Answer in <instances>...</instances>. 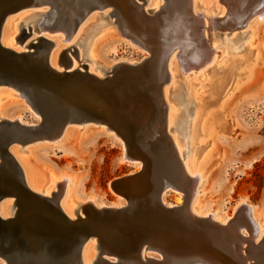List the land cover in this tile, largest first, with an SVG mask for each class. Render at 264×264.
<instances>
[{"label":"bare ground","instance_id":"1","mask_svg":"<svg viewBox=\"0 0 264 264\" xmlns=\"http://www.w3.org/2000/svg\"><path fill=\"white\" fill-rule=\"evenodd\" d=\"M12 1L20 3L21 8L8 13L4 17L0 28V46L16 53L34 51L33 57L35 59L43 58L45 51H47V64L54 72L62 73L64 71L63 69L66 71H86L97 81L95 85L101 89L106 84L107 86H112V83L122 78V76L125 79L130 78V80H133L132 76H129L131 73H120L118 70L120 67L123 68L126 65L128 66L125 67L126 70L130 71L131 66H134L137 61L124 59L106 64L101 59L100 43L111 34L108 32L109 28H107L106 22H109L115 27L116 31L114 35L125 38L129 37L132 44H136L138 48L146 50L151 56L153 55V59L151 58L153 61L150 60L151 62L147 60L148 53L144 55L142 61L146 60V64L143 66L146 70L140 74L138 82L135 83L136 87L133 90L136 92L138 87L142 94L138 95L139 98L140 96L141 98H150L149 100L151 101L149 103H152V106H150L152 112L149 110L148 113L153 114L149 118H141L144 122V129H140L136 125V131L141 130V134L138 136L134 131V136L132 137H136L135 139L141 137L144 139L161 138V146L163 148H159V151H165L167 153L166 149H168L172 163L180 168L181 177L176 182L179 186L178 189L182 190V184L187 176L192 180L195 179V181L196 179H198L197 181L202 179L199 166L213 155L215 139H222L234 131L233 123L228 118L225 106L226 100L220 96L225 88L230 86L234 81L233 87L230 86L231 89H237L251 78L252 70L258 61V57L256 49L252 45L251 33L247 30V24L253 17H256V19L263 17L264 0H245L240 6H236L235 4V15L238 20L234 18L236 22L231 21L230 24L221 21L222 19L220 20L223 16V8L219 6L218 0H143V3H138L137 0H109V4L113 3L114 7L109 4L100 6V3L96 2L97 0ZM221 1L226 4L230 2L226 0ZM232 2L234 3V1ZM87 5L91 7L89 10H87ZM81 13L83 16L79 18ZM78 18L80 20L76 27L73 28L74 20ZM95 19H99L100 21L92 26L88 33L83 36L85 29L93 24ZM101 25L105 28L101 29ZM125 25L130 27L133 31L132 34L127 32ZM196 25L200 26L199 31L197 30L198 28H195ZM31 29L33 32H39L40 35L35 34L36 36H34ZM26 31H29V33L23 38L21 33H27ZM56 32H59V34ZM30 33L32 37L29 41L25 42V39L31 36ZM168 35L171 37L169 44L164 47H161V45L157 47L158 49L154 47V51L152 50V46L143 45L140 41L142 39L146 42L162 41L166 40ZM192 36H197V39H201L200 41H202L200 43L203 48L193 47V58L198 60L197 62L195 60L192 62L191 58H189L190 56L183 57L184 54L177 52V49L185 52L189 48L187 46L183 48L182 45L188 43ZM42 39L49 42L50 45L48 46ZM72 49L73 51H71ZM189 49L190 51L192 50V48ZM71 56H75L78 63H74ZM140 64L142 65V63ZM205 64H208L205 73L208 75L207 84L209 91L205 98H199L200 95L197 94L195 89L200 85L192 80L189 72ZM161 68L163 69V73ZM76 78L82 79L81 77ZM104 78L107 79L101 80ZM13 95L23 100L22 104H20L22 105V109L29 110L37 118V121H25L22 118L21 112L15 114V116L7 115L5 112L7 109L3 108V106H0V121L16 120L25 125L42 124L41 128L45 130L44 135L47 134V136H50V138L36 140L22 147L11 145L8 149V152L22 171L26 186L34 193L46 197H55L60 210L69 220H77L79 218L82 223L81 226L87 228L89 232L87 239L91 238L93 240L90 243L89 249L82 253V264H91L92 259L97 254L106 253L116 256V254L108 253L109 251L112 252V248L110 249L105 243V241L111 242L107 232H105L108 224L104 221L99 222L93 219L87 221V217L89 215L92 216L94 210L98 212L104 208L119 209L123 200L121 196L125 197L127 201L126 196L128 194L131 196V191H134L135 188H138L143 183L152 185L151 182L154 180V177L150 173L149 175L145 174L144 176L142 175L143 177L140 181L138 180L139 182L134 180L126 185L130 188L122 189L123 187H121L117 191L120 195H116L117 203L111 208L105 207L104 204H101L94 198L89 197L83 199L79 195H72L74 181L70 176L59 175L47 168V166L41 169L39 173H36L32 164L29 163V157L36 152L37 148L35 146L38 145L36 144L37 142H49L47 145L60 149L65 139L71 134V130L73 128L84 130L87 126L84 124L104 126L103 131L109 132L112 138L116 137L121 140L123 149L120 161H126L129 164L136 165L140 169L144 164L141 158L138 157L141 153L139 155H133L129 152L131 147L125 141L127 138L121 135L118 124H111L108 120L96 123L86 121L79 124L67 123L60 132L56 133L61 120H58L56 117L52 120L49 117L50 119L46 118L43 123L40 116L30 106V103L25 101L18 92L0 86V101L7 96ZM130 95L132 94L130 93ZM168 98L171 104L168 103ZM132 99L135 100L133 95L131 96ZM23 103L26 107L23 106ZM173 105L177 107L176 110H173ZM137 108H133L136 110V113L135 111L131 113H133L136 121L141 123L142 121H139V117L143 115L142 110L144 109L140 107L141 112H139V107ZM170 129H175L178 134L175 136L173 133H170ZM147 165H149L148 162ZM60 189L61 193L59 196L58 190ZM127 192L128 194H126ZM178 194L182 195L181 193ZM165 195L164 191L160 194L159 204L164 205L162 196L164 198ZM181 202V199L177 198L175 203L178 205ZM133 203L135 204L134 201ZM12 206V200L10 198L1 200L0 217L4 219L13 217L14 209ZM144 207L146 208L147 206ZM170 207L169 205H164V209H158V213L155 210V214L152 211L147 212L146 216L148 217V221L155 220L156 222L154 223L133 221L134 225L137 226L145 224L151 233V235L146 236L147 238L135 239L137 240L136 246H133V248L137 251L138 262L136 264H189L192 259L197 257H203L202 260H206L204 262L207 264H217L216 261H218L220 253L218 254L219 249L216 243L220 233L224 235L223 237L226 236L227 238L234 237L235 234L238 235L240 242H243L238 247V251L242 255L245 254V257L243 256L245 258V264H255L253 262L255 258L251 257L253 254H250L249 242L255 238H261L263 241L264 228L256 210L246 205L244 201H240L236 205L235 215L239 213L242 215L243 212H246L248 219L245 222L254 229V233L249 234L250 236L248 237L237 232L239 227H247L246 224L245 226L242 224L237 225V217L235 219L234 217H230L223 222H219L214 220L212 218L213 214H209L207 211L202 214L197 212L193 215L189 211V205L188 209L186 208L187 215L181 212L177 215H172L170 213L171 211H167ZM128 212L131 211L129 210ZM207 220L208 222L210 220L215 221L218 224L219 230L215 228L213 230L196 228L198 226L197 223ZM203 227L207 228L208 225H204ZM248 229L249 227L246 228V230ZM153 232L161 234L156 236L162 241L161 245L154 243ZM181 235H188L194 244L201 243L200 245L196 244L198 245L196 246L198 250H193L194 246H191L192 251L190 249V251L188 249V251H183V248L189 243L188 238H180L181 240L178 238V242L171 240L175 238L173 236ZM180 244H183L181 245L182 249L180 248ZM145 246L159 251L166 260L164 262L160 260H149L143 252ZM253 247L258 255L262 254V251L264 253V241L260 245L255 243ZM225 255L227 258L223 262L225 264H234L232 255L228 253H225ZM259 256L260 258L257 259L258 264H264V254ZM0 260V264H6L3 259ZM111 262H103L102 264L116 263ZM79 264H81V260H79ZM92 264H95V262Z\"/></svg>","mask_w":264,"mask_h":264},{"label":"rangeland","instance_id":"2","mask_svg":"<svg viewBox=\"0 0 264 264\" xmlns=\"http://www.w3.org/2000/svg\"><path fill=\"white\" fill-rule=\"evenodd\" d=\"M137 1L138 3H143V0H137ZM226 1L227 2L230 1V2L226 4L223 3L221 0H218L219 6L223 8V16L222 18H220V20L222 19L221 21L230 24L231 21L236 22V20H238V18L235 15L236 14L234 9L235 4L236 6L237 5L240 6L245 2V0L244 1L226 0ZM232 1H234V3ZM99 19H95L94 23L91 24L89 27H87L88 29L87 28L85 29V31L83 32V36H85L88 33V31L92 26L96 25L100 21ZM106 23H107V28H109L108 32H110L111 34L108 35L105 38V40H103L100 43L101 59L106 64L124 59L137 61L135 63L136 66L135 65L131 66L130 71L126 70L125 67L128 66L125 65V67L123 68L120 67L118 72L120 73L129 72L131 73V75L129 76H132L133 80L134 81L137 80L138 82L140 74L142 73V71L146 70V68L143 67L146 64L145 63L146 60L142 61L144 55L148 53L147 60L149 62L153 61L151 60V58L153 59L152 57L153 55L151 56L149 52H147L146 50H143L142 48H138L136 44H132L131 39L129 37H127L128 38L127 39L125 37L114 35L116 31L115 27L109 22ZM104 28L105 27L103 26L101 27V29ZM125 28L127 32H129L130 34L133 33V31L130 29L129 26L125 25ZM195 28L196 29L198 28L197 30L199 31L200 26L196 25ZM247 30L251 33L252 45L256 49L258 61L253 67L251 78L246 83H243L237 89H231L230 86L233 87L235 82L234 81L230 86H227L225 88V90L221 93L220 96V97H224V99L226 100L225 106H226L228 118L233 123L234 131L232 134L230 133L227 136L223 137L222 139H215V143L213 146V151H214L213 155L199 166L202 177L200 181H197L198 179H196V181L195 179L192 180L187 176L184 183L182 184L183 191L178 188H176L175 190L169 189L167 191H164V193L166 194L164 198L162 196L164 205L171 206L170 207L171 210L174 209V207L176 208L174 209L175 210L174 213H171L172 211L171 212L169 211L172 215H177L179 212L187 215L186 213L187 206L185 204L186 201L185 198L187 197L188 198L187 205H189V211L193 215L196 214L197 212L202 214L205 213V211H207V213L213 214L212 218L214 220L219 222H223L225 219L230 217H234V219L237 217V221H236L237 225L242 224L243 226H245L246 224L245 221H247L248 219L246 212H243L242 215H240L241 213L235 215L236 205L240 201H244L246 205L256 210L260 222L264 228V15L262 18H258V19H256V17L251 18V20L247 24ZM26 32L29 33V31ZM31 32L34 36H36L35 34L40 35L39 32L37 33L36 31H34L35 32L34 33L32 29ZM56 33L59 34V32ZM32 34L30 37L25 39V42L30 40ZM170 39L171 37L168 35V38L166 40H162V41L156 40L154 41L155 43L152 41H147L148 42L147 43L143 39L140 41L143 45L152 46V50L154 51V47L157 48L161 45H162L161 47L168 45ZM200 40L201 39H197V36H192L188 43L182 45L183 48L187 46V48L188 47L192 48V50L190 51V49L188 48L189 50L186 49L187 52L186 51L182 52L181 49H177V52H179L180 54H184L183 57L190 56L189 58H191V61L193 62L195 60L193 58L194 48L195 47L199 49L203 48L201 46L202 41ZM71 51H73V49ZM71 57L73 58L74 63H78V60L75 58V56H71ZM197 61L198 60H195V62ZM139 62L142 63V65ZM207 68H208V64H205L202 67L192 69L189 72V74L192 77V80H194L196 83L200 85L198 86V88L196 87L195 89L197 94L200 95L199 98H205L209 91L207 84L208 75L207 73H205ZM162 73H163V69H162ZM149 99L150 98L148 97L141 98L140 96V99L138 100L139 108L141 107L144 109L142 110L143 115L139 117L140 118L139 121H142L141 118H149L153 114V113L152 114L148 113L149 110L152 112L150 108V106H152V103H149L151 101ZM22 101L23 100L17 98V96L15 97L14 95L7 96L3 98L2 101H0V106H3V108L7 109L5 111L7 115L15 116V114L21 112L22 118L25 121L27 120L29 122L31 121L36 122L37 118L32 113H30L29 110L26 111L22 109V105H20L22 104ZM168 103L171 104L169 98H168ZM23 106L26 107L24 103ZM172 107L173 110H176L177 108L175 105H173ZM134 111L136 113V110L133 109L132 112ZM135 122L136 125L140 127V129H144L143 121L141 123H138V121H136L135 119ZM84 125H87L86 128H84V130H78L76 128H73L71 130V134L68 135V137L65 139V142L63 143L60 149L47 145L49 142H44V143L37 142L36 144L38 145L35 146L37 148L36 152L29 157V163L32 164L36 173H39L41 169L47 166V168L53 170L55 173L59 175L62 174L63 176H70L74 181V184L72 185L74 187L73 188L74 190L71 193L72 195H79L83 199L89 197L94 198L96 201L100 202L101 204H104L105 207H111V208L112 206H115V204L117 203L116 195H119L117 192H113L109 186V183L112 180L116 178H124L128 176L137 175L139 177L137 178V181L138 179L140 181L145 174L149 175L150 173V175L154 177V180L151 182L152 185L143 183L142 185L138 186V188H135L134 191L130 192L132 197L127 192L126 194H128V196L126 197L128 199V202L126 201L125 197L121 196L123 200H122V204L119 206V209L124 207L125 214L123 213L122 215L121 214L107 215L106 213L101 214L99 213L100 211H98L95 213L93 212L92 216L89 215L90 217L89 216L87 217L88 219L87 221L93 219L99 222L104 221L106 224H108L105 232H107L108 238L110 239L111 242L105 241V243L108 245L110 249L111 248L113 249L115 244L120 245L121 243L122 244L126 243L127 247L125 249L128 251V253L125 254L124 256H121V258H119L120 260L117 261L118 264H127V263L136 264L138 262L137 251L135 248H133V246L134 247L136 246L137 240L135 239L147 238L146 236L151 235V233L150 231H148L147 226H145V224L137 226L134 225L133 222H125V221L132 220L136 222L141 221L143 223L156 222L155 220L148 221L147 219L148 217L146 216L147 215L146 213L149 211H152L154 214L156 212L155 211L156 203L155 204L153 203L154 199L151 201V199H148L149 196L146 194L147 187L148 188L154 187L156 184V179L165 176L166 177L170 176L172 177L173 180L175 179L176 181H179L181 177L180 168L179 166L177 167V165H174L172 163L168 149H166L167 153H165V151L164 152L161 151L162 153L159 151V148L162 147L160 137L154 139L148 138L149 140L144 139L143 137L135 139L136 137H132L134 136L132 132L130 134L129 131L127 133L128 135L127 134L124 135L120 131L121 135L127 138V140L125 139V141L129 143V146L131 147L130 148L131 150L129 149L130 153H132L133 155H139L141 153V155L144 154L149 159L148 161L149 165H146L144 170V164L142 168L138 169L136 165L129 164L126 161H120V156L122 154L121 152L123 149V143L121 142V140H119V138L116 137L112 138L109 132L103 131L104 126H98L95 124H84ZM170 133H173L175 136L178 134L175 129H170ZM160 150H164V149H160ZM160 156L162 157V160L160 159ZM128 188L130 187L125 186L122 189H128ZM60 191L61 189L58 190L59 196L61 193ZM178 193H181L182 195H179ZM132 198L135 204L133 203ZM177 198H180L182 201L178 205L175 203ZM159 205L160 206L158 207V209L163 210L164 205L163 204L161 205V203ZM144 206H147L148 209H146L147 207L145 208ZM150 206L153 208V210ZM113 210H117V209H113ZM129 210L131 212H128ZM84 214H85V210H84ZM121 217L128 219L123 221V218ZM119 223H123V224H119ZM216 224L217 223H215V221L213 220H210L209 222L207 220L204 222L197 223L198 226L196 227L195 225V227L197 229H204V230H213L214 228L216 230H219L218 224L217 225ZM204 225L205 226L208 225L209 228L208 227L204 228L203 227ZM246 226L247 227L245 228L239 227L237 229V232L243 236L248 237L254 233V229L252 228V226H248V224H246ZM248 227L249 229L246 230V228ZM155 233L156 232L152 233V235H154L153 241L157 245H161L162 241L158 237H156L161 234L160 233L155 234ZM235 235L234 237L232 236L229 238H227L226 236L223 237L224 235L221 233L218 235L219 237L216 246L219 249L218 254L219 253L220 254L218 256V261H216L217 264H225L224 260H226L227 258L225 253L232 255L231 257L234 260L233 262L234 264H245L244 261L245 254L242 255L240 251H238V247H240V245L243 242H240L239 240L240 238L238 237V235L236 236ZM173 237H175L171 239V240H175L173 242H178L180 238L182 239L188 238L189 243L186 246L184 245L185 247L182 246L184 247L183 251H188L189 249L192 251L191 248L193 246H194L193 250L194 249L198 250L196 246L201 244V243H196L198 245L194 244L188 235L173 236ZM130 239H133V241H131ZM92 240L93 239L88 238L85 242H83L80 248L79 258L81 260V264H82V256H83L82 253H84L86 250L89 249ZM224 240H228V241H224ZM223 241L224 243H222ZM263 241L261 238H255L251 240V242H249L250 254L251 255L253 254V256L251 257L255 258L253 261L255 262V264H258L257 259L260 258L259 255H262L264 253L262 251V254L258 255L253 245L255 243H257V245H260L261 243H263ZM181 245L183 244H180V248ZM189 246L190 248H188ZM89 252L91 253L90 250ZM143 252L147 255L149 260H160L162 262L166 260L159 251L148 248L147 246L144 247ZM109 255L110 254H106V253L99 255L97 254V256L92 259V263L95 262V264L96 263L102 264L103 262H110V263H112L111 261L114 262V259L110 258ZM202 259L203 257H197L192 259L193 261L191 260V262L189 261L188 262L189 264H195V263L203 264L206 262V260H202Z\"/></svg>","mask_w":264,"mask_h":264},{"label":"water","instance_id":"3","mask_svg":"<svg viewBox=\"0 0 264 264\" xmlns=\"http://www.w3.org/2000/svg\"><path fill=\"white\" fill-rule=\"evenodd\" d=\"M96 2H99L100 6L110 3L109 0ZM109 5L114 7L113 3ZM19 8L20 3L0 0V28L4 17ZM90 8L87 5V10ZM82 16L81 13L79 18ZM79 18L74 20L73 28L78 24ZM21 34L23 38L28 35ZM42 41L50 45L46 40ZM33 55L34 51L16 53L0 46V86L18 92L30 103L43 123L46 118L53 120L56 117L61 120L56 133L67 123L79 124L85 121L96 123L108 120L111 124L118 123L124 135L129 131L130 134L134 131L138 136L141 134V130L136 131L135 118L131 113L133 108L139 107L138 95H142L138 87L136 92L133 91L137 80L125 79L122 76L112 83V86L106 84L101 89L95 85L97 81L86 71L63 69L62 73L54 72L48 67L47 51L40 59H35ZM130 93L135 100H131ZM41 125H25L16 120L0 121V202L4 198H10L14 209L13 217L5 219L0 217V259L6 264H79L81 245L89 235L87 228L81 226L78 217L77 220H69L60 210L55 197L42 196L29 190L20 167L8 152L11 145L22 147L36 140L50 138L47 134L44 135L45 130ZM138 157L144 163L145 169L149 159L144 154ZM160 159L162 160L161 156ZM137 178L139 177L136 175L113 180L110 188L117 192ZM176 182L172 177L165 176L156 179L154 187L147 188L146 194L151 201L154 199L157 213L160 194L169 189L179 188ZM185 200L188 209V198ZM174 209L167 211L174 213ZM124 212L125 208L122 207L117 210L104 208L99 213L122 215ZM127 219L123 218V221ZM126 247V243L115 244L112 252L108 253L116 256L109 255L110 258L117 263L118 257L128 253Z\"/></svg>","mask_w":264,"mask_h":264}]
</instances>
